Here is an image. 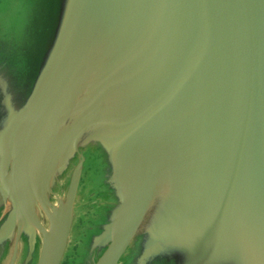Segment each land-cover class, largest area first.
I'll list each match as a JSON object with an SVG mask.
<instances>
[{
	"label": "water",
	"instance_id": "obj_1",
	"mask_svg": "<svg viewBox=\"0 0 264 264\" xmlns=\"http://www.w3.org/2000/svg\"><path fill=\"white\" fill-rule=\"evenodd\" d=\"M145 208L143 264H264V0H0V264H134Z\"/></svg>",
	"mask_w": 264,
	"mask_h": 264
},
{
	"label": "rangeland",
	"instance_id": "obj_2",
	"mask_svg": "<svg viewBox=\"0 0 264 264\" xmlns=\"http://www.w3.org/2000/svg\"><path fill=\"white\" fill-rule=\"evenodd\" d=\"M97 56H100L99 54ZM103 58L104 57V54L101 55ZM98 62H100V60H98ZM37 64V60H33L32 63H28L26 65L25 68H23V72H24V76L26 77V80H22L21 84H24L26 85V87L30 84V80L33 78L34 74H35V66ZM98 71V67H93V68H90V69H87L86 72L82 73L83 75V79L82 81L80 82V80L78 79L77 80V89H79V86L81 83L83 82H86L87 85L90 87L92 84H94L96 81H95V76H96V73ZM26 87L24 89H26ZM88 95V92L86 93ZM75 95H76V98H78V95H77V92H75ZM80 95V93H79ZM106 99V95L104 94L103 96V100L99 99L97 102L94 101L93 102V110L94 111V117L96 116V112L99 111V106L103 104L104 106V102L102 104H100L101 101H105ZM106 105V103H105ZM100 118V117H99ZM98 118V119H99ZM102 126L106 127L109 120L108 119H103L102 121ZM94 123H95V120H93L90 124H89V127H92L94 126ZM106 137H109V135H107ZM91 140L92 138H89L86 142V148H89L90 146H92L91 144ZM106 141V140H105ZM84 146L82 147V152H84L83 150L86 149ZM92 154L90 153V151H87V155H86V160H85V166H84V170L88 167H90L93 163L91 162V158H92ZM120 165L121 167L123 168H126L124 172L120 173V180L121 181H125L126 182V185H127V180L125 178V175H126V172L128 170V167L130 168V162L128 163H124V162H120ZM85 184V178L81 176V179H80V184H79V187H78V191H77V196L75 198V206H87L89 203H90V200L89 198L85 199L84 196H83V193H84V189H82L83 185ZM90 189H93L94 192H95V189L93 187V185H88V190ZM121 193V209L124 208V203H123V198L125 196V194H127V192H119ZM158 197H151L148 201H147V204L149 202H152L154 201V204H158V200H155L157 199ZM74 206V208H75ZM88 208V207H87ZM86 210V208H82V212H84ZM130 210V206L127 205L126 206V209L124 208V211H125V214H128L127 212ZM149 210H146L145 208V211L143 213L144 214V217H132V220L135 222V227H133L132 229V232H131V236H130V240H129V243L130 245L127 247L128 249L126 250L125 252V256H128L130 254V256L132 255L135 262L134 264H143L150 255H154L156 252H158L159 248H160V243L158 245V242L155 244V246L153 247V249L151 251H147L146 254H141V252H139L138 254L135 253V247L136 246V240L138 238V236L140 234H144L146 235L148 232H151V221L147 218V213ZM79 216H77L78 218ZM76 218V219H77ZM81 219V218H80ZM170 226V229H171V233L169 234V237L170 238H173L175 237L176 233L179 232L178 230V226H177V223H168V227ZM164 228H158L156 231L158 232V234H163L164 231H162ZM157 234V235H158ZM157 235H153L152 238L156 237ZM168 242V241H167ZM214 251V248L212 250V254L215 256V259H210V261H208L207 263H202V264H223L224 260H223V256H224V253L222 251H220L218 249L217 252H213ZM137 252V251H136ZM147 253H150V254H147ZM223 255V256H222ZM143 262V263H142ZM184 264H192V263H187L185 262Z\"/></svg>",
	"mask_w": 264,
	"mask_h": 264
}]
</instances>
